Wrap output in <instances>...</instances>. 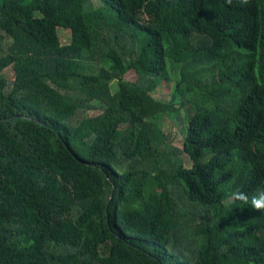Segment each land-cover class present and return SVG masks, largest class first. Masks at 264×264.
<instances>
[{"label":"trees","instance_id":"16d2710c","mask_svg":"<svg viewBox=\"0 0 264 264\" xmlns=\"http://www.w3.org/2000/svg\"><path fill=\"white\" fill-rule=\"evenodd\" d=\"M100 2L0 0V264H264V0Z\"/></svg>","mask_w":264,"mask_h":264},{"label":"rangeland","instance_id":"374dc122","mask_svg":"<svg viewBox=\"0 0 264 264\" xmlns=\"http://www.w3.org/2000/svg\"><path fill=\"white\" fill-rule=\"evenodd\" d=\"M95 5L99 6L102 5L100 0H94ZM60 35V40L61 43L63 44H68L71 42L72 39V34L71 31L68 29H60L59 31ZM179 75V70L177 71ZM4 75H6L8 78H13L14 77V71L11 67L7 68L4 71ZM137 74L134 70H131L127 73L126 78L129 80H134L136 79ZM173 81V80H172ZM113 90L116 89V85L114 82L112 83ZM172 82L169 81H164L159 87L157 93L154 94L156 99H159L161 101H169L172 95ZM177 106H179V103H176ZM99 110H96L94 112H90V114H96ZM191 113L190 107L185 106L180 108V112L178 116H173L171 115H166L163 116L161 120V124L163 126L164 131L167 133L169 140L172 142L173 145L177 147H183V142H184V137H185V129L187 126L186 118L189 116ZM180 157L184 160L185 164L187 166H191V160L190 157L187 153H181Z\"/></svg>","mask_w":264,"mask_h":264},{"label":"clouds","instance_id":"9594fccd","mask_svg":"<svg viewBox=\"0 0 264 264\" xmlns=\"http://www.w3.org/2000/svg\"><path fill=\"white\" fill-rule=\"evenodd\" d=\"M233 197L244 202L245 204H250L251 209L254 211L264 212V192H258L249 198L246 193L236 191L233 193Z\"/></svg>","mask_w":264,"mask_h":264}]
</instances>
